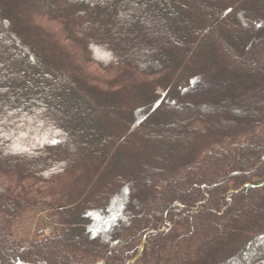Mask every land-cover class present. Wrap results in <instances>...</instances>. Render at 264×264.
Listing matches in <instances>:
<instances>
[{
  "label": "trees",
  "instance_id": "1",
  "mask_svg": "<svg viewBox=\"0 0 264 264\" xmlns=\"http://www.w3.org/2000/svg\"><path fill=\"white\" fill-rule=\"evenodd\" d=\"M0 179V264H264V0H0Z\"/></svg>",
  "mask_w": 264,
  "mask_h": 264
},
{
  "label": "rangeland",
  "instance_id": "2",
  "mask_svg": "<svg viewBox=\"0 0 264 264\" xmlns=\"http://www.w3.org/2000/svg\"><path fill=\"white\" fill-rule=\"evenodd\" d=\"M21 6V5H20ZM21 11V10H20ZM46 24V21H45ZM88 71L90 73H92V78H94L101 85H104L103 83L107 82L106 80H104L105 77H107L102 71H100L99 69H97L96 65L91 64L88 65ZM102 82V83H101ZM1 183H5L4 180L0 179ZM45 221V227H47L46 229H41L43 230L44 233H48L47 231L48 228H50V224L49 222L51 221V219L47 216V213L45 211H41L37 210V212L35 214H31L30 218L27 217V220L24 222V224H22V226L19 228L20 232H27L26 235L28 237H31L33 235H35L36 231H37V227L39 225H41V220ZM166 228L165 225H163L161 230H164ZM238 237H232L229 240L226 241V244H224L223 247L215 250V252L212 254V261L214 262V264L216 263H222L224 261H226L229 256L235 252L237 246L240 244V241L238 240Z\"/></svg>",
  "mask_w": 264,
  "mask_h": 264
},
{
  "label": "water",
  "instance_id": "3",
  "mask_svg": "<svg viewBox=\"0 0 264 264\" xmlns=\"http://www.w3.org/2000/svg\"><path fill=\"white\" fill-rule=\"evenodd\" d=\"M177 203H174V204H172L171 206H174V205H176ZM158 229H153L152 231H157ZM144 239H143V241H142V243H141V245H140V247H139V249H138V252H137V254L135 255V256H133V257H131L128 261H127V263L126 264H131V263H133L134 261H135V259L141 254V252H142V249H143V244H144ZM101 263H103V262H101Z\"/></svg>",
  "mask_w": 264,
  "mask_h": 264
}]
</instances>
